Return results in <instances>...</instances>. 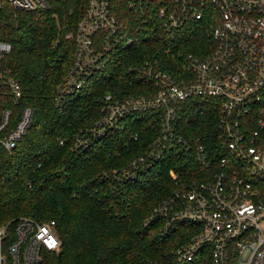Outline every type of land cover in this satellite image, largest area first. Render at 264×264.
Instances as JSON below:
<instances>
[{"label":"built area","instance_id":"2783aa9c","mask_svg":"<svg viewBox=\"0 0 264 264\" xmlns=\"http://www.w3.org/2000/svg\"><path fill=\"white\" fill-rule=\"evenodd\" d=\"M6 6L48 8L44 0H0V12ZM195 25L204 27L210 51H183L174 60L177 37ZM148 29L161 31L166 46L127 67L126 80L136 92L106 96L101 118L77 147L124 131L132 115L156 114L159 135L123 177L135 178L168 154L188 156V165L179 176L186 179L146 225L160 220L161 234L168 236L191 226L189 240L174 252L178 264H264V0H87L83 17L66 35L75 45L74 65L57 89L56 106L116 66L134 45V32ZM11 52L12 45L0 41V62ZM0 85L17 105L22 87L10 71L0 70ZM190 99L207 100L216 111L210 136L180 134L179 105ZM12 117L0 102V146L8 152L27 134L34 111L24 108L10 128ZM170 176L178 177L174 171ZM15 222L0 226V264H40L46 254H60L55 220Z\"/></svg>","mask_w":264,"mask_h":264},{"label":"trees","instance_id":"16d2710c","mask_svg":"<svg viewBox=\"0 0 264 264\" xmlns=\"http://www.w3.org/2000/svg\"><path fill=\"white\" fill-rule=\"evenodd\" d=\"M44 1L46 9L25 12L6 6L0 12V41L12 45L0 70L10 71L22 87L14 105L0 85L1 108L12 111L10 128L24 108L34 111L33 123L17 147L8 152L0 146V226H15L23 216L55 220L62 250L46 254L40 264H178L174 252L189 240L191 226L181 225L168 236L161 234L160 220L149 225L144 221L186 179L169 176L171 171L182 175L188 156L168 154L135 178L123 177L159 135L157 115H132L124 131L106 132L88 147H77L101 118L106 96L136 92L137 86L126 80L127 67L161 52L166 46L161 31H135L129 53L60 108L55 104L57 89L74 65L76 50L66 35L83 17L87 0ZM174 47V60L183 51L203 55L211 48L201 25L178 36ZM206 104L210 102L190 99L179 105L180 134L207 137L215 131L216 111Z\"/></svg>","mask_w":264,"mask_h":264},{"label":"rangeland","instance_id":"374dc122","mask_svg":"<svg viewBox=\"0 0 264 264\" xmlns=\"http://www.w3.org/2000/svg\"><path fill=\"white\" fill-rule=\"evenodd\" d=\"M172 180H174V181H178V179H179V176L178 177H176L175 176V178H177V179H174L173 178V176H169ZM183 181H179L175 186H176V188H177V185H180L181 183H182ZM152 214V213H151ZM151 214L146 218V220L144 221V223H145V225H146V222H147V220L151 217ZM21 218H28V217H25V216H23V217H21ZM150 264V263H149Z\"/></svg>","mask_w":264,"mask_h":264}]
</instances>
